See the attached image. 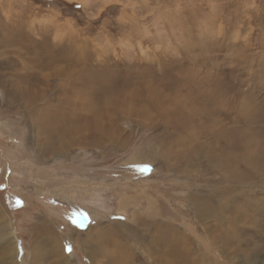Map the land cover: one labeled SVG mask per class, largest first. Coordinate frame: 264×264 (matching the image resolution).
<instances>
[{
    "label": "rangeland",
    "instance_id": "1",
    "mask_svg": "<svg viewBox=\"0 0 264 264\" xmlns=\"http://www.w3.org/2000/svg\"><path fill=\"white\" fill-rule=\"evenodd\" d=\"M0 214L13 264H264V0H0Z\"/></svg>",
    "mask_w": 264,
    "mask_h": 264
},
{
    "label": "bare ground",
    "instance_id": "2",
    "mask_svg": "<svg viewBox=\"0 0 264 264\" xmlns=\"http://www.w3.org/2000/svg\"><path fill=\"white\" fill-rule=\"evenodd\" d=\"M58 129L60 130L61 129V127H60V125L58 126ZM64 129H65V133H66V128L64 127ZM63 129V130H64ZM67 134V133H66ZM82 135V134H81ZM80 135V136H81ZM65 136V135H64ZM80 138V137H79ZM72 141V140H71ZM80 142V141H79ZM64 144V143H63ZM62 146V145H61ZM65 146V145H64ZM41 149V148H40ZM249 149V148H248ZM248 149H247V151H248ZM50 150V149H49ZM211 150V149H210ZM215 150V149H214ZM251 151V150H250ZM184 152H180V151H178L177 152V155H178V157L180 158V157H183V154ZM192 153V152H191ZM213 153V152H212ZM248 153H249V151H248ZM251 153V152H250ZM209 154V153H208ZM228 157V162L230 163V156H227ZM185 162H189V159H187V160H185ZM227 165H229L228 163H227ZM243 177V176H242ZM245 178V177H244ZM246 197V196H245ZM122 205L120 206V209H122V210H124V211H126L125 210V206H123L124 204L123 203H121ZM263 210V209H262ZM218 216H219V214H218ZM217 216V217H218ZM225 216V215H224ZM219 218V217H218ZM252 218V217H251ZM136 219V222H137V224H135L134 226H133V228L131 227V230L133 231V233L135 232V231H137L138 230V226H140V225H146V224H148V225H150V224H154L153 223V220L152 221H147V219H143L142 217H139V219H138V217H136L135 218ZM231 221V220H230ZM256 221V220H255ZM254 221V222H255ZM42 222V228L44 229H46V231H47V233H49V234H51V235H54V237H55V240H54V242L58 245L59 244V242H58V240L56 239V235H57V233L50 227V225L47 223V222H45L44 220H42L41 221ZM258 223V221H256V224ZM255 224V225H256ZM162 225H163V222H162ZM171 225V224H170ZM171 226H173V225H171ZM258 226H260L261 228H262V224L260 225L259 223H258V225H257V227ZM264 227V226H263ZM172 228H174V227H172ZM40 228L39 227H37L36 228V230H39ZM109 230V229H108ZM39 232V231H38ZM109 233V232H108ZM46 234V233H45ZM45 234H43V235H45ZM167 234L170 236H174L175 237V240H176V242H177V240L178 241H181L180 239H178L177 237H178V235H180V234H178L176 231H174V230H172V229H169V231L167 232ZM50 235V236H51ZM46 237H47V235H45ZM14 235H13V231H12V229H11V226H10V224L6 221V218L4 217V216H2L1 214H0V256H3V255H5L6 257H5V262H3L2 261V264H13L15 261L17 262V248H16V243L14 242ZM41 237H40V235H39V237H37V239H40ZM48 240H50V238L48 239ZM187 240H188V242H186V244H192V242H190L189 241V239L187 238ZM183 242H185L184 240H183ZM54 244V243H53ZM52 244V245H53ZM211 245V244H210ZM120 246V245H119ZM122 246V245H121ZM206 247V246H205ZM58 248H59V251H60V253H62V251L63 250H61L62 248H60L59 246H58ZM221 248H222V246H221ZM197 249H198V256H197V258H196V260H198V264H210V263H212V261L210 262L209 260H210V258H209V256L205 253V252H202L201 251V253H199L200 252V249L197 247ZM223 250H224V248H222ZM37 250V249H36ZM64 252V251H63ZM208 252V251H207ZM57 253H58V250H57ZM62 256H64L65 255V253H64V255L63 254H61ZM4 257V256H3ZM70 257V256H69ZM2 258V257H1ZM32 260V259H31ZM196 260H194L195 262H197ZM64 262H65V264H70V261H69V258L67 257H65L64 258ZM95 262V261H94ZM35 263V262H34ZM33 262H32V264H34ZM61 263V262H60ZM63 263V262H62Z\"/></svg>",
    "mask_w": 264,
    "mask_h": 264
}]
</instances>
